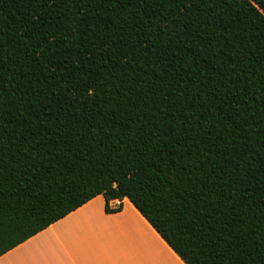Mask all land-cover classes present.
I'll use <instances>...</instances> for the list:
<instances>
[{"label": "trees", "instance_id": "16d2710c", "mask_svg": "<svg viewBox=\"0 0 264 264\" xmlns=\"http://www.w3.org/2000/svg\"><path fill=\"white\" fill-rule=\"evenodd\" d=\"M100 195L264 264V0H0V257Z\"/></svg>", "mask_w": 264, "mask_h": 264}, {"label": "crops", "instance_id": "0c3cea01", "mask_svg": "<svg viewBox=\"0 0 264 264\" xmlns=\"http://www.w3.org/2000/svg\"><path fill=\"white\" fill-rule=\"evenodd\" d=\"M100 195L0 257V264H186L128 200Z\"/></svg>", "mask_w": 264, "mask_h": 264}]
</instances>
